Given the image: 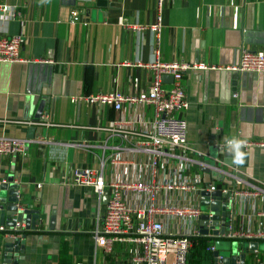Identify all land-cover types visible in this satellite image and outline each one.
I'll return each instance as SVG.
<instances>
[{
    "label": "crops",
    "instance_id": "0c3cea01",
    "mask_svg": "<svg viewBox=\"0 0 264 264\" xmlns=\"http://www.w3.org/2000/svg\"><path fill=\"white\" fill-rule=\"evenodd\" d=\"M0 6L18 13L0 21V36L21 35L20 57L28 60L0 63V136L28 139L34 129L23 153L0 155V180L13 176L26 206L41 212L40 224L25 232L23 251L7 264H104L108 258L128 264L134 246L114 244L107 258L94 232L111 183L150 180L195 186L161 190L155 202L197 206L200 215L204 182L229 192V239L244 249L256 241L257 251L246 253L245 264H264V239L247 236L264 222V148L244 149L245 164L237 166L224 143L233 136L264 139V72H184L189 106L176 114L187 122V148L157 156L154 166L151 154L135 148L154 120L153 106L124 103L115 110L73 101L91 93H145L153 78L146 64L156 60L225 66L237 63L242 49L264 51V0H171L158 35L147 28L155 22L157 0H0ZM72 9L79 11V22H70ZM45 93L49 101L40 123L28 124ZM210 147L220 150L216 159L209 157ZM76 167L100 171L105 194L73 185ZM123 199L132 209L148 207L134 193ZM155 218L170 236L200 232L198 217L169 212ZM198 237L213 246L214 239Z\"/></svg>",
    "mask_w": 264,
    "mask_h": 264
},
{
    "label": "built area",
    "instance_id": "2783aa9c",
    "mask_svg": "<svg viewBox=\"0 0 264 264\" xmlns=\"http://www.w3.org/2000/svg\"><path fill=\"white\" fill-rule=\"evenodd\" d=\"M171 0H157L156 18L151 26H146L154 34L158 35L162 27V11ZM18 15L8 6H0V21H6ZM80 14L76 9L70 11V22H79ZM123 25L131 29H144L145 26H134L127 23ZM22 44L21 35L5 37L0 36V63L28 62L20 57ZM153 71L151 85L145 93L122 94L120 92L91 93L76 97L74 102L86 104L109 105L119 110L122 104L151 105L155 110V117L146 130L140 134L142 137L135 144V148L153 156L152 165L156 164V157L160 155L174 156L176 149L187 148V122L186 119L176 113L188 109L189 102L182 85L183 73L190 69H212L227 71L264 72V51H251L242 49L237 63L232 65L187 64L185 62H160L154 61L146 64ZM164 76H171L168 86L163 83ZM40 122L29 121L28 124ZM32 139L0 136V155L11 156L23 153ZM246 140V149L257 147L264 148V139L250 138ZM72 183L76 186L87 187L98 196L105 194V181L100 171L89 167H76L72 172ZM41 185L36 184L39 188ZM104 213L100 226L94 232L96 247L102 248L108 258L114 244L134 246L133 251H128L126 257L128 264H187V257L194 241V237L200 235L198 228L192 230L190 236H170L164 233L162 223L155 218L157 214L173 213L182 218H199L200 209L196 207H163L155 202L161 190L166 193L171 190L187 191L195 186L186 183L175 182H132L119 181L110 184ZM222 193L227 192L221 190ZM124 193H134L144 197L148 201V207L142 210L132 209L123 199ZM233 194L236 192L233 190ZM2 229V227H0ZM16 230H25L23 224H17ZM14 237H20L21 233H14ZM264 239V222H261L255 233H248ZM130 247V246H129ZM213 251L214 247L210 246ZM104 264H114L109 258Z\"/></svg>",
    "mask_w": 264,
    "mask_h": 264
},
{
    "label": "water",
    "instance_id": "95a60500",
    "mask_svg": "<svg viewBox=\"0 0 264 264\" xmlns=\"http://www.w3.org/2000/svg\"><path fill=\"white\" fill-rule=\"evenodd\" d=\"M164 80L171 82L172 77L164 76ZM48 101L47 95L41 98L33 115L34 122L41 120L44 106ZM32 131L34 129L30 128L29 139H33ZM219 151L217 148L210 147L208 155L216 159ZM200 168L204 173L208 171L206 166ZM215 187L214 183L204 182V188L199 192L200 206L206 208L198 219L200 233L214 239V250L212 251L214 264H245L246 253H255L258 244L252 241L247 249H244L239 244L230 241L228 232L231 194L222 193ZM21 189L20 183L15 182V178L11 175H6L0 180V227H2L0 229V257L3 264L9 263L13 254L23 251L25 232L34 230L41 221L40 210L26 206L23 202ZM17 224H23L25 230H16ZM14 233H21V236L14 237Z\"/></svg>",
    "mask_w": 264,
    "mask_h": 264
},
{
    "label": "trees",
    "instance_id": "16d2710c",
    "mask_svg": "<svg viewBox=\"0 0 264 264\" xmlns=\"http://www.w3.org/2000/svg\"><path fill=\"white\" fill-rule=\"evenodd\" d=\"M209 247L204 238L198 237L194 240L188 253L187 264H213Z\"/></svg>",
    "mask_w": 264,
    "mask_h": 264
},
{
    "label": "clouds",
    "instance_id": "9594fccd",
    "mask_svg": "<svg viewBox=\"0 0 264 264\" xmlns=\"http://www.w3.org/2000/svg\"><path fill=\"white\" fill-rule=\"evenodd\" d=\"M224 143L227 152L233 158V163L237 166H243L248 156V153L244 151L247 143L246 140L236 136H233L231 138L225 137Z\"/></svg>",
    "mask_w": 264,
    "mask_h": 264
},
{
    "label": "rangeland",
    "instance_id": "374dc122",
    "mask_svg": "<svg viewBox=\"0 0 264 264\" xmlns=\"http://www.w3.org/2000/svg\"><path fill=\"white\" fill-rule=\"evenodd\" d=\"M202 210L204 211V210H206V208L205 207H202Z\"/></svg>",
    "mask_w": 264,
    "mask_h": 264
}]
</instances>
